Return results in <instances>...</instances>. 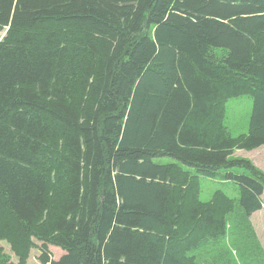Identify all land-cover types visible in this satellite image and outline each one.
Returning a JSON list of instances; mask_svg holds the SVG:
<instances>
[{"label": "trees", "instance_id": "trees-1", "mask_svg": "<svg viewBox=\"0 0 264 264\" xmlns=\"http://www.w3.org/2000/svg\"><path fill=\"white\" fill-rule=\"evenodd\" d=\"M7 28L0 242L19 264L37 247L40 264H196L234 208L200 203L197 177L222 171L247 218L261 210L264 173L231 156L264 146V0H0Z\"/></svg>", "mask_w": 264, "mask_h": 264}, {"label": "rangeland", "instance_id": "rangeland-1", "mask_svg": "<svg viewBox=\"0 0 264 264\" xmlns=\"http://www.w3.org/2000/svg\"><path fill=\"white\" fill-rule=\"evenodd\" d=\"M6 29L0 30V40L5 35ZM253 99L243 95L229 99L224 108L222 124L227 129L231 138L244 136L249 130V121L252 113ZM231 159L249 161L254 168L264 173V146L252 151L235 149ZM156 163H169L170 159H157ZM240 175L247 172L242 169H231ZM224 171L216 178L197 177L198 201L209 204L217 192L222 193L233 201V211L226 217V232L216 238H209L199 249H195L196 264H262V252L255 243L249 229V221L253 224L262 247L264 246V194L261 196L262 208L253 213L249 219L239 206V188L232 182L222 179ZM37 246L41 243L35 241ZM3 261L10 264H19V259L5 241L0 242ZM50 258L57 260L64 252L52 245L48 246ZM40 251L33 248L24 264H40Z\"/></svg>", "mask_w": 264, "mask_h": 264}, {"label": "crops", "instance_id": "crops-1", "mask_svg": "<svg viewBox=\"0 0 264 264\" xmlns=\"http://www.w3.org/2000/svg\"><path fill=\"white\" fill-rule=\"evenodd\" d=\"M259 148H260V147H259ZM263 194H264V193H263ZM250 223H251V221H250ZM251 225H252V228H253V224H252V223H251ZM253 230H254V233H255V235H256L257 241H258V243H259V245H260V247H261L262 253H263L262 258L264 259V246L262 247V245H261V243H260V240H259V238H258V236H257V233H256V231H255L254 228H253Z\"/></svg>", "mask_w": 264, "mask_h": 264}, {"label": "water", "instance_id": "water-1", "mask_svg": "<svg viewBox=\"0 0 264 264\" xmlns=\"http://www.w3.org/2000/svg\"><path fill=\"white\" fill-rule=\"evenodd\" d=\"M6 30H8V28Z\"/></svg>", "mask_w": 264, "mask_h": 264}]
</instances>
